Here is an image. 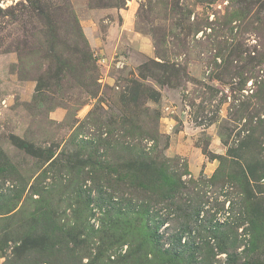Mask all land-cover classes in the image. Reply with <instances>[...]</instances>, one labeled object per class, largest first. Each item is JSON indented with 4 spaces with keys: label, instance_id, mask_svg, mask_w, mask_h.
<instances>
[{
    "label": "rangeland",
    "instance_id": "obj_1",
    "mask_svg": "<svg viewBox=\"0 0 264 264\" xmlns=\"http://www.w3.org/2000/svg\"><path fill=\"white\" fill-rule=\"evenodd\" d=\"M0 264H264V0H0Z\"/></svg>",
    "mask_w": 264,
    "mask_h": 264
},
{
    "label": "trees",
    "instance_id": "obj_2",
    "mask_svg": "<svg viewBox=\"0 0 264 264\" xmlns=\"http://www.w3.org/2000/svg\"><path fill=\"white\" fill-rule=\"evenodd\" d=\"M144 92H146V96L150 97L153 100L159 99V92L157 90H145Z\"/></svg>",
    "mask_w": 264,
    "mask_h": 264
}]
</instances>
